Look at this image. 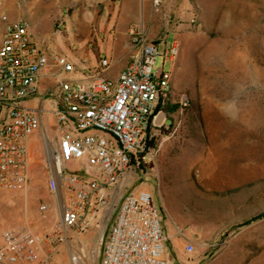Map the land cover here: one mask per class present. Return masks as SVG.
I'll return each instance as SVG.
<instances>
[{
	"label": "rangeland",
	"instance_id": "1",
	"mask_svg": "<svg viewBox=\"0 0 264 264\" xmlns=\"http://www.w3.org/2000/svg\"><path fill=\"white\" fill-rule=\"evenodd\" d=\"M1 14L23 18L79 72L99 57L110 69L127 63L137 52L132 35L158 43L152 68L171 71L170 103L190 100L165 116L145 164L106 189L91 227L73 231L61 225L62 190L48 187L57 133L47 98L30 137L26 187L0 188V234L22 226L52 237L31 264H99L122 198L137 189L161 209L172 263L264 264V216L255 218L264 212V0H0ZM172 44L177 55L163 59Z\"/></svg>",
	"mask_w": 264,
	"mask_h": 264
},
{
	"label": "built area",
	"instance_id": "2",
	"mask_svg": "<svg viewBox=\"0 0 264 264\" xmlns=\"http://www.w3.org/2000/svg\"><path fill=\"white\" fill-rule=\"evenodd\" d=\"M0 19V188L26 187L27 143L45 111L43 105L25 102L50 97L48 113L57 139L48 156V187L53 193L62 190V227L84 231L106 204V189L132 167L145 164L153 150L148 143L165 122L157 109L171 92V71L152 68L158 43L132 35L137 52L116 76L108 74L107 57L79 72L66 56L36 40L23 18L1 14ZM176 55V44L162 53L170 61ZM45 74L53 87L40 93L39 79ZM186 104L183 97L181 105ZM45 209L40 205L38 214ZM51 238L22 226L6 229L0 234V264L38 261L42 241ZM164 242L161 209L148 190L137 189L122 198L103 239L99 264H174L165 255ZM184 249L192 252L193 244L187 242Z\"/></svg>",
	"mask_w": 264,
	"mask_h": 264
},
{
	"label": "crops",
	"instance_id": "3",
	"mask_svg": "<svg viewBox=\"0 0 264 264\" xmlns=\"http://www.w3.org/2000/svg\"><path fill=\"white\" fill-rule=\"evenodd\" d=\"M3 28V26H2ZM1 40V39H0ZM92 63V64H91ZM95 63H93L92 61L89 63V64H86V66L89 68V67H92L94 66ZM124 63L121 61H117L115 62V68L113 69H110L109 71V75L110 76H116L117 73L119 72V70L121 68H123V66H125V64L123 65ZM110 67H112L111 63H110ZM53 87V79L52 77L49 75V74H45V75H42L39 79V92L40 93H43L45 92V90L47 89H50ZM44 102H41V97H36V98H33V99H29L25 102V104L29 107H35L37 105H43ZM31 142V139L29 138L28 139V143H27V146L29 147V144Z\"/></svg>",
	"mask_w": 264,
	"mask_h": 264
},
{
	"label": "trees",
	"instance_id": "4",
	"mask_svg": "<svg viewBox=\"0 0 264 264\" xmlns=\"http://www.w3.org/2000/svg\"><path fill=\"white\" fill-rule=\"evenodd\" d=\"M190 104V100L187 98V104L185 106L181 104H172L170 103V94L166 96V98L159 104L158 109L162 113H164L165 116L171 115L178 109H185ZM161 129H158L160 131ZM156 145V137L153 136L151 140L148 143V148L154 149Z\"/></svg>",
	"mask_w": 264,
	"mask_h": 264
},
{
	"label": "water",
	"instance_id": "5",
	"mask_svg": "<svg viewBox=\"0 0 264 264\" xmlns=\"http://www.w3.org/2000/svg\"><path fill=\"white\" fill-rule=\"evenodd\" d=\"M261 216H264V212L261 213V214H259V215H257L255 218H257V217H261Z\"/></svg>",
	"mask_w": 264,
	"mask_h": 264
},
{
	"label": "bare ground",
	"instance_id": "6",
	"mask_svg": "<svg viewBox=\"0 0 264 264\" xmlns=\"http://www.w3.org/2000/svg\"><path fill=\"white\" fill-rule=\"evenodd\" d=\"M46 140V139H45ZM47 141V140H46Z\"/></svg>",
	"mask_w": 264,
	"mask_h": 264
}]
</instances>
